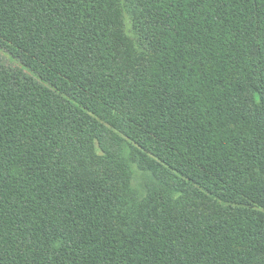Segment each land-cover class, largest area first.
<instances>
[{"label":"trees","instance_id":"obj_1","mask_svg":"<svg viewBox=\"0 0 264 264\" xmlns=\"http://www.w3.org/2000/svg\"><path fill=\"white\" fill-rule=\"evenodd\" d=\"M0 264H264V0H0Z\"/></svg>","mask_w":264,"mask_h":264},{"label":"rangeland","instance_id":"obj_2","mask_svg":"<svg viewBox=\"0 0 264 264\" xmlns=\"http://www.w3.org/2000/svg\"><path fill=\"white\" fill-rule=\"evenodd\" d=\"M125 23H126V28H128L129 27V21L127 18L125 20ZM145 177H146V174L144 172H141V171L137 170L136 168H134L132 170L133 187L137 188L140 191V193L143 192V184H145V182H146Z\"/></svg>","mask_w":264,"mask_h":264}]
</instances>
